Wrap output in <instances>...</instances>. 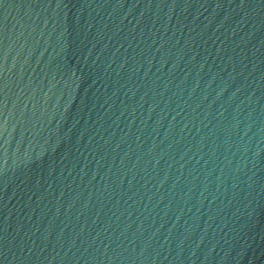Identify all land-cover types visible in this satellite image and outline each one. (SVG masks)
<instances>
[{"label": "water", "instance_id": "obj_1", "mask_svg": "<svg viewBox=\"0 0 264 264\" xmlns=\"http://www.w3.org/2000/svg\"><path fill=\"white\" fill-rule=\"evenodd\" d=\"M0 264H264V0H0Z\"/></svg>", "mask_w": 264, "mask_h": 264}]
</instances>
